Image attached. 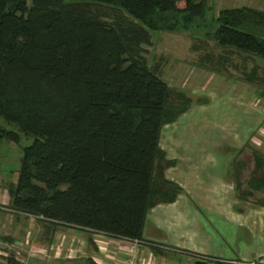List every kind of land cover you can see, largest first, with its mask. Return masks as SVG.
<instances>
[{"label": "trees", "instance_id": "16d2710c", "mask_svg": "<svg viewBox=\"0 0 264 264\" xmlns=\"http://www.w3.org/2000/svg\"><path fill=\"white\" fill-rule=\"evenodd\" d=\"M208 11L206 0H0V119L16 126L0 124V140L32 137L7 187L10 206L140 242L147 211L180 192L164 177L174 160L158 139L191 104L142 46ZM204 27L220 47L264 60V10L224 7Z\"/></svg>", "mask_w": 264, "mask_h": 264}, {"label": "crops", "instance_id": "0c3cea01", "mask_svg": "<svg viewBox=\"0 0 264 264\" xmlns=\"http://www.w3.org/2000/svg\"><path fill=\"white\" fill-rule=\"evenodd\" d=\"M213 133L188 130L179 135L188 139L174 149L159 146L174 160L164 177L180 192L147 211L142 240L135 244L12 208L7 187L14 182L0 175V264H121L130 245L147 264H187L195 254L264 264L263 157L255 170L253 160L250 166L249 158H235L243 149L223 146V136Z\"/></svg>", "mask_w": 264, "mask_h": 264}, {"label": "rangeland", "instance_id": "374dc122", "mask_svg": "<svg viewBox=\"0 0 264 264\" xmlns=\"http://www.w3.org/2000/svg\"><path fill=\"white\" fill-rule=\"evenodd\" d=\"M206 5L210 11L186 31L154 32L150 44L142 46L147 65L156 66L159 77L169 87L184 92L191 100L183 114L161 127L159 146L172 150L178 140L184 143L188 139L179 137L188 130L213 135L219 132L223 136L221 144L239 146L243 150L235 158H249L247 163L251 166L252 152L256 151L253 149L262 151L258 155L264 160V60L234 48L220 47L206 34L204 24L224 7L264 10V0H206ZM0 124L16 131L15 125L2 119ZM203 139L212 142L214 137ZM31 141V136L22 134L16 142L0 140L3 181L15 182L21 150Z\"/></svg>", "mask_w": 264, "mask_h": 264}, {"label": "built area", "instance_id": "2783aa9c", "mask_svg": "<svg viewBox=\"0 0 264 264\" xmlns=\"http://www.w3.org/2000/svg\"><path fill=\"white\" fill-rule=\"evenodd\" d=\"M97 233H100V232H97ZM101 234H103V233H101ZM128 241L131 242L132 244H135V243L138 242L136 240H128ZM196 258L199 259V260H202V261H207V264H209L208 263L209 261L216 260V258H214V257H208V256H205V255H196ZM187 259H188V263L187 264H192L193 258L192 257H190V258L188 257ZM230 262L237 263V264H258V262L255 261V260H251V261H230ZM121 264H147V260L143 262L142 259L135 258L134 257V246L130 245L128 250H127V254H125L124 258L122 259V263Z\"/></svg>", "mask_w": 264, "mask_h": 264}]
</instances>
